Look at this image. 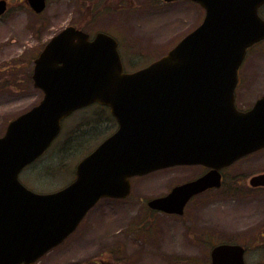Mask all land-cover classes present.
<instances>
[{"label": "water", "instance_id": "1", "mask_svg": "<svg viewBox=\"0 0 264 264\" xmlns=\"http://www.w3.org/2000/svg\"><path fill=\"white\" fill-rule=\"evenodd\" d=\"M193 1L206 8L203 24L166 57L134 73H124L117 42L104 33L90 41L69 27L46 46L33 77L45 97L11 121L0 138V264H33L62 243L98 200L128 197L133 176L177 165L217 168L264 146V131L256 130H245V138L253 139L245 145L189 140L183 125L188 107L175 104L185 98L174 93L193 91L207 77H230L233 84L247 49L264 39L258 14L264 0ZM29 2L37 12L45 8L44 0ZM5 11L6 2L0 1V15ZM93 103L110 107L120 130L81 161L78 179L68 188L50 194L28 190L19 173L48 149L66 117ZM210 132L212 140L223 139L213 128ZM215 173L174 188L149 207L183 214L191 196L219 184ZM254 184L264 185V175ZM244 252L241 246L220 245L212 252V264H245Z\"/></svg>", "mask_w": 264, "mask_h": 264}, {"label": "rangeland", "instance_id": "2", "mask_svg": "<svg viewBox=\"0 0 264 264\" xmlns=\"http://www.w3.org/2000/svg\"><path fill=\"white\" fill-rule=\"evenodd\" d=\"M19 1L9 0L13 7ZM42 18L20 10L0 18V136L13 118L41 100L29 80L33 59L63 28L81 27L93 36L109 32L121 41L124 69L137 70L166 55L199 26L203 13L189 1L48 0ZM246 60L261 65L248 68V75H264V41L249 49ZM92 113L89 110L87 116ZM76 114L63 122V135L48 153L22 171L20 181L30 190L49 193L66 186L81 155L104 138L96 144L88 132L69 138L79 120H85L83 113ZM80 142L84 146L72 154L71 145ZM188 177L189 172L169 169L135 180L132 197L100 202L67 243L37 264H210L213 245L231 242L249 249L247 264H264V216L262 207L251 201L254 197L214 191L196 199L183 218L154 214L147 208V201ZM140 226L150 229L149 234H138L135 228Z\"/></svg>", "mask_w": 264, "mask_h": 264}, {"label": "flooded vegetation", "instance_id": "3", "mask_svg": "<svg viewBox=\"0 0 264 264\" xmlns=\"http://www.w3.org/2000/svg\"><path fill=\"white\" fill-rule=\"evenodd\" d=\"M248 63L252 64L248 65ZM258 63L257 61L245 60L233 84H226L223 86L221 84H215L214 86L208 85L203 87L205 89L204 92L194 91L182 96L184 98L193 99L182 103L183 106L188 107V112L186 116L183 117V125L185 126L184 129L189 130L191 133L189 134V140L191 142L196 143L204 138V144H208L209 146L245 145L248 144V141L243 139V135L241 134L243 130L264 131V103L259 106L257 112L254 111L259 102L264 99V75L247 74L249 73L248 68H260L261 65ZM227 81V79L219 77H208L204 80L205 83H224ZM212 98H214V100H212ZM110 124L114 127V131L118 128L116 119L108 114L106 118L104 117L102 122H96L92 129L109 131ZM78 125L81 127L83 122L79 120ZM212 127L216 132L217 130H224L228 133L216 135L223 138L220 142L212 140V134L208 132ZM200 130H203L204 133ZM83 132L84 131L81 133ZM91 133L97 135L96 141H98L100 130H92ZM70 137L72 138L71 135H69V138ZM67 143L68 139L66 140V144ZM246 166H248L247 170L245 168ZM169 169L189 172L190 177L175 184L166 194L153 197L149 201L156 198H163L172 192L174 188L189 182H195L212 172H216V175H220V182L217 186L207 188L191 196L186 204L185 213L183 215L170 214L171 216L183 218L188 208L196 199H200L214 191L227 196L241 195L245 197H254V200L251 201L262 207L261 213L264 216V200L260 199L261 195H264V185L254 184L256 178L264 175V147L250 150L246 154L238 156L217 168L199 163L179 165L164 170ZM153 173L148 175H152ZM147 176L135 177L132 179V191L129 198L134 194V181ZM124 200L126 199L117 201ZM149 201H147V205ZM146 226L136 227L135 231L138 232V234L148 235L150 229H146ZM262 237L264 238V234ZM245 249L248 253L249 249L247 247H245Z\"/></svg>", "mask_w": 264, "mask_h": 264}, {"label": "trees", "instance_id": "4", "mask_svg": "<svg viewBox=\"0 0 264 264\" xmlns=\"http://www.w3.org/2000/svg\"><path fill=\"white\" fill-rule=\"evenodd\" d=\"M98 113H99V115H100L101 117H102V116H103V117H106V116L103 115V111H102V110H100ZM84 143H85V142H80V143H78L79 145H77L76 147L71 145L70 150H72V152L75 151V150H76V151H79V150L82 149V147L84 146ZM85 149H86V148H85ZM85 149H84V150H85Z\"/></svg>", "mask_w": 264, "mask_h": 264}, {"label": "bare ground", "instance_id": "5", "mask_svg": "<svg viewBox=\"0 0 264 264\" xmlns=\"http://www.w3.org/2000/svg\"><path fill=\"white\" fill-rule=\"evenodd\" d=\"M230 78V77H229ZM226 79L229 81L228 77H226Z\"/></svg>", "mask_w": 264, "mask_h": 264}]
</instances>
